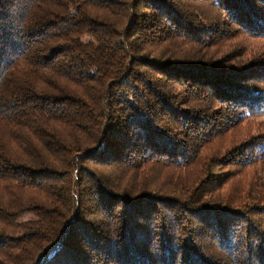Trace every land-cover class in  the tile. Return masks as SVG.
Instances as JSON below:
<instances>
[{
    "label": "trees",
    "instance_id": "obj_1",
    "mask_svg": "<svg viewBox=\"0 0 264 264\" xmlns=\"http://www.w3.org/2000/svg\"><path fill=\"white\" fill-rule=\"evenodd\" d=\"M261 6L264 0H0V264H238L223 249L234 252L243 210L203 204L213 190L196 195L191 177L173 176L172 190L183 197L171 201L185 211L173 220L191 224V237L199 231L203 242L194 243L167 223L162 207L170 199L147 192V177L151 169L195 170L206 183L201 169L214 156L199 141L264 118V89L255 91L248 77L264 74V59L227 70L206 59L210 47L239 33H264ZM177 99L213 108L218 125L193 131L192 123L211 124L206 109L178 107ZM192 134L201 136L195 147L187 143ZM262 139L252 141L245 162L264 148ZM255 200L250 207L260 206ZM101 214L106 227L97 225ZM211 216L220 221L199 223ZM206 227L217 229L208 236L217 248L204 240Z\"/></svg>",
    "mask_w": 264,
    "mask_h": 264
},
{
    "label": "rangeland",
    "instance_id": "obj_2",
    "mask_svg": "<svg viewBox=\"0 0 264 264\" xmlns=\"http://www.w3.org/2000/svg\"><path fill=\"white\" fill-rule=\"evenodd\" d=\"M260 3V2H258ZM264 16V8L261 6ZM211 23V22H210ZM243 46H247L245 49V53L243 56L239 54V51L243 48ZM241 48V49H240ZM207 60H210L212 63H216L217 61L223 62L221 63L220 68L222 70H227V67H239L242 68L246 64L249 63L250 57H256L258 59H264V33L259 35H249L244 33H239V35L232 37L231 39L224 40V42L218 46L210 47L207 51ZM238 55V56H236ZM239 56H242L239 58ZM238 58V59H237ZM240 60V61H239ZM255 76V77H254ZM249 80L255 84L253 87L255 91L264 89V74L261 72H253L248 74ZM193 80V79H192ZM188 82H185L187 86ZM187 90L189 91V87L187 86ZM176 91H178L176 89ZM206 91H200V95H204ZM188 98H192L189 94H184ZM181 101L177 99L176 103L178 107H181ZM200 101H206L205 99L200 97ZM192 100V102L186 104L185 108H191L193 111L196 109H206V113L208 116H205V120H210L211 124L207 125L204 122V126H195L192 123L193 131H200L201 133L204 131H208L212 126V123H216L218 125V119L220 115L215 114L212 110H208L206 104ZM197 105V106H192ZM197 107V108H194ZM220 114V113H218ZM181 129V126H179ZM220 133V132H219ZM214 137L209 136L208 134L203 140L199 141V144L203 147L204 155L208 156L209 152L212 154L211 159L213 160L210 165L205 164L203 178L209 176L207 182L204 183L201 181V175L198 176L194 171L183 172L182 176L179 173H174L172 171L161 170L158 168V171L155 169H151L149 176L147 177L149 180L148 186L149 189L147 192L151 194L160 195L161 197H165L166 199H170L169 206L162 207L164 212L170 213V217H167V223H171L170 225H174L178 228L183 227L177 222H174V217L178 216L180 218L185 214L184 210L180 209V206L174 208L175 204L171 201L174 199L180 198L182 199L183 195L178 192H174L172 190L171 185L174 183L173 176H180L182 178L191 177L194 180V184L192 183V187L197 188L196 195L203 194L202 192L206 190H213V194H203L205 202L218 203L222 205L228 204L231 207H239L240 210H243V216L247 220V223H244L243 226L239 228V239H234V252L231 248L223 249L224 252L230 253L234 256V258H238V264H256L255 260L257 258H264V237L258 238L257 233L264 232V148L260 150L261 147L256 146V155L252 157L250 160L245 162V158L243 156H247L250 151H247L253 140L258 139L257 143H261L263 141L262 137H264V118L263 117H253L252 119H247L244 122L239 123L237 126H233L232 128H223L221 133ZM187 137V143L190 147H195L198 140L201 139V136L196 134H192ZM261 145V144H260ZM239 146V148L237 147ZM236 149V150H234ZM239 152L240 157H236V152ZM224 153V154H223ZM224 155V158L222 156ZM230 158V159H229ZM239 160H238V159ZM237 159V160H236ZM238 161V162H237ZM203 162V161H202ZM206 160L204 163H208ZM210 166V167H209ZM156 168V167H155ZM190 170V169H189ZM203 172V173H204ZM226 182L224 184H219V180L223 181L225 178ZM202 178V179H203ZM199 182V183H197ZM204 189V190H203ZM203 190V191H202ZM256 199L254 203L258 202L260 206L256 208L250 207L253 199ZM177 200V199H176ZM209 200V201H208ZM168 207L174 208L170 209ZM183 209V208H182ZM120 211V210H119ZM115 211L114 213H117ZM257 212V213H255ZM87 220H91L93 217L86 213ZM102 215H97L99 218L97 221L98 226H104L103 221H101ZM118 215V214H117ZM27 218V217H26ZM196 217L191 215H187V219H191V221H195ZM106 221L109 218H105ZM193 219V220H192ZM225 221L227 217L223 218ZM20 222H23V219H19ZM119 218L116 219V223H119ZM161 221V220H160ZM220 221L217 217L211 216L205 222L203 219L199 220V223H202L206 226L208 224H217ZM235 221V220H234ZM191 225V224H190ZM190 225L185 228V233L183 235L188 236L190 234ZM254 226V229H253ZM256 226V227H255ZM106 227V226H104ZM202 233L205 241H209L213 247L217 248L215 241L208 240V237L212 232H216L217 230L213 227L202 228ZM180 233V232H179ZM206 234V235H204ZM180 243L183 242L184 236H181ZM190 241L197 242L198 244H202V237L199 231L193 233L192 237L189 235ZM227 248V247H224Z\"/></svg>",
    "mask_w": 264,
    "mask_h": 264
}]
</instances>
